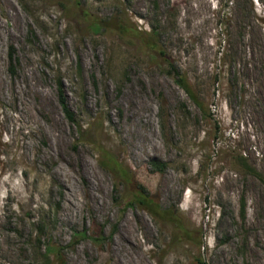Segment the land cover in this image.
<instances>
[{"label": "rangeland", "instance_id": "rangeland-1", "mask_svg": "<svg viewBox=\"0 0 264 264\" xmlns=\"http://www.w3.org/2000/svg\"><path fill=\"white\" fill-rule=\"evenodd\" d=\"M47 243L62 264H264V0H0V264H55Z\"/></svg>", "mask_w": 264, "mask_h": 264}, {"label": "trees", "instance_id": "trees-1", "mask_svg": "<svg viewBox=\"0 0 264 264\" xmlns=\"http://www.w3.org/2000/svg\"><path fill=\"white\" fill-rule=\"evenodd\" d=\"M91 26H95L97 29H102L104 27V25L100 21L91 23ZM111 29L114 32H116L118 35L122 37H127V38L139 39L141 38L140 36L144 34L142 32L137 31V29H135L134 27H131L129 24L123 21H118L116 24H114L111 27ZM148 35H149L148 37L143 38L142 40L143 45L149 51H156L161 55V57L169 61L167 59V55L165 54V52L162 51L161 49L160 50L157 49L158 44L154 41L155 40L154 36L156 35V31L153 30L151 34H148ZM9 57L10 59L12 58V53H9ZM170 64H171V69H170L171 71H169V74L173 76L174 81L177 84V86H179V88H181L195 103L198 104V101L196 99L194 91L192 90L191 85L189 84L188 79L181 73L179 68L173 67L172 63ZM58 98H59V103L61 105V108H62V111L65 117L71 124H75L76 123L75 115L73 111H71L69 107L67 106L65 95L62 93L61 89H59L58 91ZM151 165L155 167L156 171H162L165 167V164L162 162H153ZM123 171H124L123 169L119 170V172H121V175L123 176V179H125L124 177H126V173ZM139 204L143 206L153 217L159 218L161 220L166 219L169 221H173V223H176V222L178 223L177 219L174 218V215L170 212L168 208L162 209L158 203V199L153 196L150 197V195H148L146 192H143V197L139 201ZM38 227H39V230L37 232L36 240L38 244H40L39 241L42 237L43 226L41 225ZM185 234L187 235L188 232H185ZM80 237L84 238L85 237L84 233H82ZM50 255H53L56 258L57 263L55 264H62L61 257H60V248H57L53 246L52 244L47 243L44 248V256L45 258H49ZM197 264H203V263L201 261H198Z\"/></svg>", "mask_w": 264, "mask_h": 264}, {"label": "bare ground", "instance_id": "bare-ground-1", "mask_svg": "<svg viewBox=\"0 0 264 264\" xmlns=\"http://www.w3.org/2000/svg\"><path fill=\"white\" fill-rule=\"evenodd\" d=\"M132 156H134L133 154H132ZM136 156V155H135ZM134 156V157H135ZM84 193V192H83ZM82 193V194H83ZM85 195H87L88 197H90V199H93L95 196H93V193L91 192H87L86 191V194ZM70 204H69V206L71 207V206H73L74 204H71V202H69ZM68 206V207H69ZM73 209V208H72ZM147 227V226H146ZM134 230H135V228H134ZM135 234H134V231H133V228L131 227V225H130V221L129 220H125V222H124V225H123V229H122V231H121V233H120V236L119 237H121L120 239L122 240V241H124V242H127V243H131V242H133L132 243V246H135V241L133 240L134 238H136L135 236H134ZM138 241V240H137ZM129 243V244H130ZM138 244V243H137ZM118 245V244H117ZM117 245H115V246H113L112 248H113V250L114 249H119V246H117ZM137 246H139V244L137 245ZM136 246V247H137ZM130 247V246H129ZM134 248V247H133ZM140 250V249H139ZM134 251V250H133ZM135 251H136V248H135ZM141 251V250H140ZM139 251V252H140ZM132 253V252H131ZM136 253H138L137 251H136ZM135 253V254H136ZM140 255V254H139ZM137 261H139V260H137ZM116 264H121L120 263V260L119 259H117V261H116Z\"/></svg>", "mask_w": 264, "mask_h": 264}]
</instances>
